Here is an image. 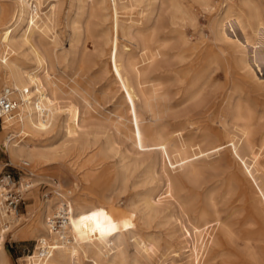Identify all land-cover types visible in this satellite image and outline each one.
I'll use <instances>...</instances> for the list:
<instances>
[{"label":"rangeland","instance_id":"374dc122","mask_svg":"<svg viewBox=\"0 0 264 264\" xmlns=\"http://www.w3.org/2000/svg\"><path fill=\"white\" fill-rule=\"evenodd\" d=\"M49 1L56 3L54 27L44 35L36 33L33 40L41 49L61 56L57 61L49 60L61 87L53 96L62 106L69 102L81 106L82 128L76 142L68 141L59 126L36 136L12 139L47 158L38 164L29 163L28 172L33 173L31 179L23 172L18 174L15 168L20 160H28L24 156L11 158L0 146V173L7 171L19 176L20 182L32 183L29 189L23 190L16 222L9 223L11 227L5 232V251L0 264L25 263V259L18 258L31 254L38 236L49 237L48 231L40 227L41 235L35 231L16 236L17 230L26 224L33 225L46 205L51 218L53 213L63 209V200H67L69 217L73 219V225L70 223L66 228L70 236L67 239L73 237L72 232L77 239L86 240L90 236L88 230L82 233L77 230L79 220L89 228L100 229L109 243L118 236L122 257L117 264H168L172 260L185 264L186 253L182 248L185 241L174 221L180 215L191 232L199 228L205 234V248L200 254L209 258L207 264L240 262L245 249L238 238L240 229L236 224L242 211L236 206L238 177H235L237 168L232 151L238 149V135L232 117L235 102L241 94L238 56L242 52L205 49L214 42L209 33L213 18L222 16L226 7L234 4L233 9L241 12L243 20L247 21L248 9H244L239 0H222L226 4L216 6L210 12L192 5L190 0H172L187 10V16L181 26H176L182 35L178 32L170 35V40L160 50L155 67L146 72V79L159 77L162 83L159 92L167 95L160 102L161 112L156 117L145 114L137 105L145 136L144 144L139 146L134 138L117 132L113 126L115 115L121 114L126 123L129 118L122 91L107 64L105 41L112 16L108 0H86L84 8L77 7V0H47L41 5L43 11ZM123 1L118 0V3ZM253 1L264 17V0ZM163 2L162 6L159 0H140L141 7L136 6L133 12L144 8L148 13L156 6L163 23L167 24L174 9L169 7L168 0ZM0 7H7L10 14L14 8L9 0H0ZM86 27L90 40H86ZM77 28L81 29V35L73 51L79 50V53L75 59L70 57L64 61L63 50L69 46V36ZM184 39L186 44L182 43ZM179 50L191 56L181 63ZM198 51L197 67L190 76L198 77L199 80H194L199 82L196 86L203 82L201 78L205 84L198 95L190 97L194 90L184 94V85L178 83L175 72L188 67ZM18 53L16 56L21 63L30 66L27 52L21 49ZM128 55L142 62L138 45L127 43L123 56ZM80 60H84L82 67L78 65ZM261 66L262 70L256 68V72L264 78V66ZM71 78L80 90H86L93 118H88L83 107L82 92L70 87ZM244 84L256 112H264V89L252 93L250 80L245 79ZM261 125L264 126V120ZM5 136L1 124L0 143ZM106 137H110L109 144ZM258 150L260 163L264 165V149ZM8 160L11 165L3 167ZM191 167L194 168L191 170ZM92 176L96 179L94 183L90 181ZM149 198L154 201L151 207L146 205ZM222 227L236 235L232 240L234 250L227 247L229 242L221 232ZM135 240L148 245V256L140 253ZM86 253L91 254V250ZM55 258L64 264L59 254H55ZM99 263L103 264L102 261Z\"/></svg>","mask_w":264,"mask_h":264},{"label":"bare ground","instance_id":"6f19581e","mask_svg":"<svg viewBox=\"0 0 264 264\" xmlns=\"http://www.w3.org/2000/svg\"><path fill=\"white\" fill-rule=\"evenodd\" d=\"M9 1L14 7L11 14L7 7H0V86L3 85L2 89L8 87L12 90L13 97L17 100V107L1 122L6 136L0 146L11 158L24 156L28 163L38 164L46 161L45 154L30 146L21 145L18 141L9 140L11 135L18 138L26 135L36 136L39 133L47 132L53 126H59L68 141L76 142L82 128L81 106L73 102L62 106L58 98L53 96V93L60 90L61 87L49 65V60L52 58L57 61L61 56L56 52L48 53L33 40L36 33L44 35L54 27L55 1L46 2L47 9L44 11L41 5L47 0ZM159 1L163 6V0ZM168 1L170 2L169 7L174 10L170 12L167 24L163 23L160 11L156 6L148 13L145 12L144 8L134 13L133 9L136 6L141 7L140 0H124L120 3L118 0L107 1L110 12H112L108 36L105 41L107 64L122 91L129 120L126 123L121 114H117L111 119L117 132H122L128 138H134L135 143L139 146L144 144L145 136L142 114L137 109V105L145 114L156 117L161 112H159L160 102L167 95L166 92H159L162 84L158 79L159 77H154L151 80L146 79V72L155 67L157 57L159 54L161 55L160 50L170 40V35L176 32L182 35L176 26H181L187 16V10L182 8L180 3L174 4L172 0ZM190 1L192 5H199L208 12L224 3L222 0ZM77 2L78 8H84L86 0H77ZM239 4H242L244 9H248V20L244 21L243 14L233 9L234 4L226 7L222 16L215 17L211 21L209 33L214 42L208 44L205 50L216 49L222 53L224 51L242 52L238 56V62L241 64V72L238 77L241 84L239 88L241 94L235 102L232 117L238 135V149L232 151L237 168V176L235 177H238L236 180V201L238 204L236 206L242 211V217L237 220L236 224L240 229L238 238L243 242L245 249V254L241 255L242 259L239 260L240 262L237 261V264H264V165L260 163L261 158L258 150L264 149V126L261 125L264 120V112L262 111L260 114L256 112L255 103L250 96L251 94L246 91L244 84L245 79L250 80L252 93L264 89V78L258 76L256 72V68L261 71V65L264 66V17L260 7L253 0H239ZM127 8H129L128 11H126ZM80 30L78 28L77 31L73 29L69 36V46L63 50L64 61L70 57L75 59L76 54L79 53V50L73 51V48L80 40ZM85 33L86 40H90V32L87 27ZM127 43L140 47L141 63L135 60L133 56L128 55L124 58L123 53ZM182 43L186 44V39L182 40ZM21 49L27 52V60L30 61V66H24L16 56ZM199 52H197L196 59L191 60L188 67L175 72L178 83L184 85L182 90L185 91L184 94L188 90H194L191 95L188 94L190 97L198 95L201 87L205 84L204 78H201L203 82L196 86L199 82L194 80H199L198 77L190 76V72H193L197 67ZM178 56L179 62L182 63L191 54L185 55L182 50H179ZM83 62L84 60L78 62L79 67L84 65ZM71 84L70 87L73 90L76 92L80 90L72 78ZM80 91L83 94V107L87 110L88 118L91 119L94 116L90 100L85 96L86 90L81 89ZM232 140L234 141V139ZM106 142L109 144L110 137H106ZM173 146L175 145L173 144ZM193 168L191 167V170ZM90 179L93 183L96 180L94 176ZM25 184L26 182H21V186L24 187ZM153 204L154 201L151 198L146 200L147 206L151 207ZM48 210L46 205L33 225L26 224L17 230L18 233L28 232L32 234L42 230L41 228L48 231L47 236L49 237L38 236L37 238V241H45L48 247L46 255L42 258L35 257V255H25L20 259H25L26 264H60L55 258V254L62 257L64 264H100L99 261H102L103 264H117L116 262L121 259L122 243L118 236L109 243L105 233L103 234L100 229L89 228L83 221L79 220L76 222L77 230L80 233L88 230L90 236L86 240L77 239L75 233L72 232L73 237L71 239H67V237L62 239L64 233L62 230L68 228L70 223L73 225V219L69 217L70 213H68L62 228L54 230L49 223ZM60 212V210L57 211V213ZM18 214L19 212L8 215L0 213V225L3 224L4 220H8L10 223L16 222ZM174 221L182 231L185 241L182 247L183 253H186L185 264H207L209 258H204L200 254L201 250L205 248V234L198 227L191 232L182 215L175 217ZM6 225L2 226H6L4 232H8L11 227V225ZM221 232L228 239L227 247L234 250L232 240L236 235L228 228L222 227ZM4 237L0 239V263H2L5 251ZM134 242L140 253L143 256H148V245L146 243L140 244L137 240ZM37 247L38 244H35L34 249ZM87 250H91V254L87 255ZM168 264L181 263L172 260Z\"/></svg>","mask_w":264,"mask_h":264},{"label":"built area","instance_id":"2783aa9c","mask_svg":"<svg viewBox=\"0 0 264 264\" xmlns=\"http://www.w3.org/2000/svg\"><path fill=\"white\" fill-rule=\"evenodd\" d=\"M17 107V100L13 97V92L10 88L6 87L1 90L0 92V126L1 122L3 121V118L10 115ZM16 138V136L11 135L9 140H12ZM9 159V158H8ZM10 161H5L3 163V167L10 166ZM28 166L29 163L26 160L20 161L19 165L15 166V168L18 171V174L20 172H23L24 174L29 175L30 179L33 177L32 173L28 172ZM32 183H26V187L22 189L21 182L19 180V176H16L10 172L4 171L0 173V213L3 214H11V213H17L19 211V205L21 202H23V190L29 189ZM64 205L63 209L60 213H55L51 215V218H49V223L51 227L54 230H59L62 228V224L66 222L67 220V214L69 212L68 208V202L67 200H63ZM10 222L8 220H4L3 224L0 225V239H2L3 236H5L4 228H6V224L9 225ZM6 225L5 227H2ZM63 238L69 236L67 233V230H62ZM70 237V236H69ZM5 243V240H4ZM36 244H38V247L36 249H33L31 254H28L29 256H34L38 258H42L46 255L47 252V245L45 241L36 240ZM35 248V246H34ZM20 259V258H18ZM24 264L27 263L26 260H24Z\"/></svg>","mask_w":264,"mask_h":264},{"label":"crops","instance_id":"0c3cea01","mask_svg":"<svg viewBox=\"0 0 264 264\" xmlns=\"http://www.w3.org/2000/svg\"><path fill=\"white\" fill-rule=\"evenodd\" d=\"M18 234H20V233H18ZM18 234H17V235H18ZM17 235H16V236H17Z\"/></svg>","mask_w":264,"mask_h":264}]
</instances>
